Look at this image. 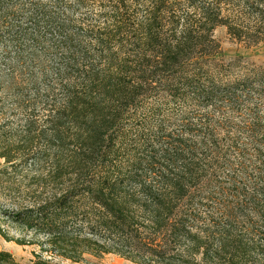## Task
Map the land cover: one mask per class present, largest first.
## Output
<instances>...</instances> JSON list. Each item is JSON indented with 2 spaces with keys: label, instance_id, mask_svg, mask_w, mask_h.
I'll use <instances>...</instances> for the list:
<instances>
[{
  "label": "trees",
  "instance_id": "1",
  "mask_svg": "<svg viewBox=\"0 0 264 264\" xmlns=\"http://www.w3.org/2000/svg\"><path fill=\"white\" fill-rule=\"evenodd\" d=\"M219 26L263 42L264 0H0V164H46L0 215L74 263L264 264V63Z\"/></svg>",
  "mask_w": 264,
  "mask_h": 264
},
{
  "label": "rangeland",
  "instance_id": "2",
  "mask_svg": "<svg viewBox=\"0 0 264 264\" xmlns=\"http://www.w3.org/2000/svg\"><path fill=\"white\" fill-rule=\"evenodd\" d=\"M215 37L221 44L226 62L240 61L242 64L254 63L258 65L264 63V41L256 45L240 42L228 33L225 26L216 28ZM26 119L27 116L22 113L12 111L5 113L2 115L1 122L7 121V125H5V130L0 129V134L8 138L19 137L23 134L22 126ZM2 163L0 164V209L17 210L33 205L42 195L38 176L41 172H45L46 164H34L32 159H29L28 163L25 161L18 163L15 167ZM0 227L7 236L12 238V240H8L0 232V251L10 252L19 262L29 264L35 259L36 254L42 253L44 258L62 260L64 264H83L61 259L58 256L54 257L45 243L44 235L36 234L34 231L19 226L1 215ZM16 239L24 240L26 244L18 243ZM86 257L88 260L101 264H138L115 254H106L101 258L90 255Z\"/></svg>",
  "mask_w": 264,
  "mask_h": 264
}]
</instances>
